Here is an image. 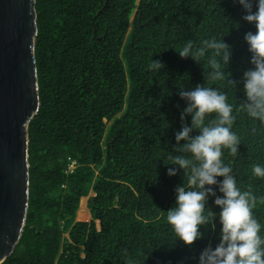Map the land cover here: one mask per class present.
I'll return each instance as SVG.
<instances>
[{
  "label": "trees",
  "instance_id": "16d2710c",
  "mask_svg": "<svg viewBox=\"0 0 264 264\" xmlns=\"http://www.w3.org/2000/svg\"><path fill=\"white\" fill-rule=\"evenodd\" d=\"M35 10L40 106L28 124V207L0 264H198L201 251L219 243L221 225L217 217L215 231L202 226V238L186 246L166 220L175 188L187 186L183 170L169 164L180 154L175 134L191 122L180 119L187 102L179 91L203 84L228 103L244 102L243 73L254 67L244 35L255 24L242 19L237 0H35ZM213 37L231 47L225 71L235 89L208 79L206 59L178 54L189 40L199 47ZM152 60L164 67L151 69ZM233 115L240 145L222 159L238 187L258 198L253 213L264 226V178L252 174L254 164L264 166V124ZM90 190V220L78 221ZM214 199L207 207L219 213Z\"/></svg>",
  "mask_w": 264,
  "mask_h": 264
},
{
  "label": "clouds",
  "instance_id": "9594fccd",
  "mask_svg": "<svg viewBox=\"0 0 264 264\" xmlns=\"http://www.w3.org/2000/svg\"><path fill=\"white\" fill-rule=\"evenodd\" d=\"M246 15L242 17L248 23H254L255 33L244 35L248 51L251 54L250 68L243 73V90L246 100L237 104L228 103L225 93L217 88L197 85L194 89L179 91L181 99L187 102L180 119L191 116L190 126L182 123L175 134L176 151L180 154L169 156L172 165L183 170L187 176V186L175 188V206L166 211V220L177 238L186 246L202 238L201 227L212 231L216 229L214 221L218 217L220 228L219 243L213 248L205 247L198 264H264V235L262 226L253 213L258 198L252 191H243L232 175V168L225 164L223 150L230 154L238 153L240 138L232 131L236 112L247 115L264 124V0H256L253 12V0H237ZM181 58H191L197 63L206 59L210 81H227L234 89L237 81L230 79L225 71L231 58V47L223 39H205L199 47L193 41L185 43L178 53ZM207 54V55H206ZM149 67L160 70L164 67L159 60H152ZM214 114V118L212 117ZM198 130L197 135H192ZM184 141L180 144V141ZM169 176L177 174L176 168H169ZM252 174L264 178V166L254 164ZM217 177L223 179L218 182ZM213 186L218 187L222 196H218ZM215 197L213 203L220 211L216 213L207 207L208 197ZM264 199V198H262Z\"/></svg>",
  "mask_w": 264,
  "mask_h": 264
},
{
  "label": "water",
  "instance_id": "95a60500",
  "mask_svg": "<svg viewBox=\"0 0 264 264\" xmlns=\"http://www.w3.org/2000/svg\"><path fill=\"white\" fill-rule=\"evenodd\" d=\"M36 35L35 0H0V263L26 220L28 124L40 106Z\"/></svg>",
  "mask_w": 264,
  "mask_h": 264
},
{
  "label": "rangeland",
  "instance_id": "374dc122",
  "mask_svg": "<svg viewBox=\"0 0 264 264\" xmlns=\"http://www.w3.org/2000/svg\"><path fill=\"white\" fill-rule=\"evenodd\" d=\"M93 194H94L93 191L90 190L86 196H83L84 199H85V200L84 199L83 200L85 201V204H86V208L84 207L83 211L88 213V218L87 219H79V217H77V213H76V217H75L76 220H78V221H89L90 220V214H89V210H88V207H87V201H88V199H89L90 196H93ZM79 207L80 206L78 205V209H79ZM78 209H77V211H78ZM85 215L86 214H84V213L82 214V216H85ZM97 225H98V223L96 222V226Z\"/></svg>",
  "mask_w": 264,
  "mask_h": 264
},
{
  "label": "bare ground",
  "instance_id": "6f19581e",
  "mask_svg": "<svg viewBox=\"0 0 264 264\" xmlns=\"http://www.w3.org/2000/svg\"><path fill=\"white\" fill-rule=\"evenodd\" d=\"M84 199V197L82 196L81 198H80V201H79V209H78V211H77V217H79V219H87L88 218V213L87 212H84L83 211V209H84V207L86 208V204H85V199ZM86 214L85 216H82V214Z\"/></svg>",
  "mask_w": 264,
  "mask_h": 264
},
{
  "label": "built area",
  "instance_id": "2783aa9c",
  "mask_svg": "<svg viewBox=\"0 0 264 264\" xmlns=\"http://www.w3.org/2000/svg\"><path fill=\"white\" fill-rule=\"evenodd\" d=\"M69 168H70V169H72V168H73V163H71V164L69 165Z\"/></svg>",
  "mask_w": 264,
  "mask_h": 264
},
{
  "label": "crops",
  "instance_id": "0c3cea01",
  "mask_svg": "<svg viewBox=\"0 0 264 264\" xmlns=\"http://www.w3.org/2000/svg\"><path fill=\"white\" fill-rule=\"evenodd\" d=\"M77 213V212H76Z\"/></svg>",
  "mask_w": 264,
  "mask_h": 264
}]
</instances>
